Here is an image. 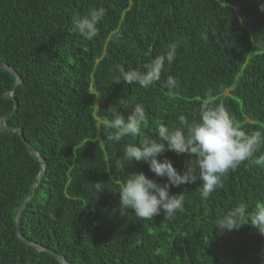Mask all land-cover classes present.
<instances>
[{"label": "trees", "instance_id": "obj_1", "mask_svg": "<svg viewBox=\"0 0 264 264\" xmlns=\"http://www.w3.org/2000/svg\"><path fill=\"white\" fill-rule=\"evenodd\" d=\"M264 0H0V62L19 76L17 102L6 126L20 128L44 162L41 179L19 218L23 238L54 250L69 264H264V236L244 225L220 232L216 221L244 204L264 201V167L241 163L224 187L205 201L201 184L184 193L183 211L142 220L116 211L118 189L131 171L163 183L144 162L120 163L126 136L107 140L104 123L127 117L135 98L144 107L142 134L177 117L199 119L207 98L223 101L246 132L264 129ZM103 7L98 34L87 40L71 17ZM179 41L176 58L149 88L127 84L118 66L139 68ZM178 87L166 86L168 76ZM15 83L0 68V119L12 109L4 98ZM17 133L0 132V264H60L17 238L14 217L31 193L41 165ZM264 154V148L257 155ZM183 171L184 154L165 151ZM95 183L105 188L96 193Z\"/></svg>", "mask_w": 264, "mask_h": 264}, {"label": "clouds", "instance_id": "obj_2", "mask_svg": "<svg viewBox=\"0 0 264 264\" xmlns=\"http://www.w3.org/2000/svg\"><path fill=\"white\" fill-rule=\"evenodd\" d=\"M259 9L264 11V4L259 5ZM105 14L103 7L93 8L83 15L76 13L71 17L72 30L92 40L97 36V24ZM178 44L179 41L169 44L163 54L150 58L139 68L118 66L116 70L120 75L115 82L136 83L142 88L154 86L160 81L166 65L174 63ZM166 86L178 87L177 79L169 75ZM211 97L212 91L209 90L207 98L199 106L197 121L189 122L181 114L175 127L158 122L153 136L142 134L146 113L135 98L129 101L132 111L127 117L114 111L113 118L104 121L112 130L107 136L108 141L119 142L126 136L140 137L138 144L124 146L120 163L129 166L133 161L144 162L156 177L165 178L163 183H159L143 171L129 172L116 192V211L120 215L127 216L132 211L139 219L152 220L162 212L165 219H172L178 211H183L185 199L184 193L172 194V187L200 181V196L206 201L214 191L224 187V179L241 163L248 161L253 166L264 167V154L257 155L264 148V129L246 132L224 102ZM165 151L189 157L182 172L168 159H158ZM94 185L96 193L105 189L102 183ZM216 225L220 232H231L248 225L264 236V201L257 203L252 212L240 204L219 217Z\"/></svg>", "mask_w": 264, "mask_h": 264}, {"label": "water", "instance_id": "obj_3", "mask_svg": "<svg viewBox=\"0 0 264 264\" xmlns=\"http://www.w3.org/2000/svg\"><path fill=\"white\" fill-rule=\"evenodd\" d=\"M0 68L7 71L8 73H10L15 79L14 85L6 93H4V98L10 100L13 103V107L10 111H8L0 119V132L8 131L11 133H17L19 135L20 139L22 140L21 142L24 143L27 151L30 154H32L38 160V162L41 165L40 171H39V173H38L37 177L35 178V181L32 185L31 193L23 200V202L20 204V206L18 207V209L16 211V214L14 217V222H15V231L14 232H16L17 238L20 239L24 244L31 246V247H34L38 252L46 253V254L54 257V259H56L60 264H69L68 262H66L64 260V258L61 255L54 252V250L52 251L50 249L44 248V247L37 245L35 243L29 242L28 240L23 238L21 233L19 232L20 231V229H19V218H20L24 208L28 204L29 200L32 198L34 191H35V187H36L38 181L42 177L43 169H44V162H43V159L40 156L39 152L33 146H31L28 142H25V138H24L22 130L20 128H15V127H10V126L5 125V121L8 120L14 114V112L17 109V102L13 98L12 93L15 90V88L21 84V80H20L19 76L14 72V70L12 68H10L9 66H7L6 64L0 62Z\"/></svg>", "mask_w": 264, "mask_h": 264}]
</instances>
